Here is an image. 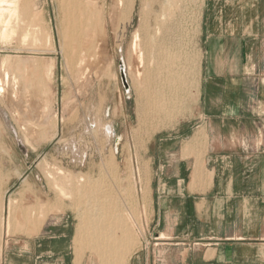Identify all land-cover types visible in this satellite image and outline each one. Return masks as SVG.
<instances>
[{"label": "rangeland", "instance_id": "1", "mask_svg": "<svg viewBox=\"0 0 264 264\" xmlns=\"http://www.w3.org/2000/svg\"><path fill=\"white\" fill-rule=\"evenodd\" d=\"M32 1L46 25L43 38H29L39 50L22 46L17 32L9 40L0 39V57L35 58L45 65L39 72L43 97L27 93L26 99L33 98L34 103H28H36L38 112L46 106L49 117L37 122V113L32 114L27 102L29 111L22 113L25 101L19 115L8 95H0V190L7 192L5 202L15 199L23 220L17 229L3 232V255L34 252V245L26 248L27 240L41 237L49 228L60 233L59 223L65 222L75 229L76 264L85 256L88 264H99L100 253L77 234L80 213L89 202L79 204L69 192L87 180L104 189L101 200L118 204L115 208L131 231H139L141 245L136 253L157 237L153 229L160 183L154 179L167 173V138L195 121L183 122L193 115L199 98L196 66L203 0H176L167 9L161 7L162 0H149L147 10L143 0H121L122 6L120 0ZM84 8L92 11L90 22L78 13ZM71 11L78 12L71 17ZM69 18L75 19V27L67 28ZM137 32L141 41L153 46V51L145 52L142 68L149 73L141 78L136 75L138 53L133 50ZM121 60L126 63L129 88L121 79ZM146 88L158 93V110L146 112L149 100L141 95ZM260 115L257 140L264 141V115ZM27 126L35 133L27 135L23 129ZM253 133L251 139L256 138L254 129ZM183 134L188 136L189 130ZM52 171L57 177L53 181ZM12 257L11 264H21L18 256Z\"/></svg>", "mask_w": 264, "mask_h": 264}, {"label": "crops", "instance_id": "2", "mask_svg": "<svg viewBox=\"0 0 264 264\" xmlns=\"http://www.w3.org/2000/svg\"><path fill=\"white\" fill-rule=\"evenodd\" d=\"M199 51V98L183 122L195 121L167 138V173L154 179L157 237L130 264H264V0H203ZM59 225L0 264H76L75 229Z\"/></svg>", "mask_w": 264, "mask_h": 264}, {"label": "bare ground", "instance_id": "3", "mask_svg": "<svg viewBox=\"0 0 264 264\" xmlns=\"http://www.w3.org/2000/svg\"><path fill=\"white\" fill-rule=\"evenodd\" d=\"M147 1L149 0H143V4L146 5ZM174 1L176 0H162L160 4L163 9H167L166 7L169 4H171V2H174ZM123 3L124 2L120 0L118 4L122 6ZM147 8H148V5H146L143 9L147 10ZM86 9L81 10V12L71 11V14L69 13L70 15L68 16L72 17L75 12H78L79 14L83 15L85 18H88V20L89 19L92 20V18H90L92 17L90 16V14H92L91 13L92 11H90L91 9L90 8H89L90 10H88V8ZM65 19H67V17ZM67 21H68L67 25L69 26L67 28L75 27L74 18H69ZM77 21L79 22V20ZM43 22L44 21L41 20L39 12H35V9L33 8L32 0H0V25L2 23V27L0 26L1 27V32H0L1 38L0 39L8 38L9 40V37L13 35L15 36V34L19 32L21 33V37H22L21 38L22 46H27L29 47V49H32V50H39L38 46L36 47V44H35L36 42H32L30 44L29 38L30 37L31 39L33 38V40L31 41H36V40L39 41L41 38H43L41 36L43 34H46L45 32L46 25ZM27 39H29L28 40L29 44L27 43L28 42ZM152 49H153V46L151 45V43H149V41L148 42L141 41L140 33L137 32L135 35L134 42H133V50H135L134 52L138 53L137 54L138 68L137 70L135 68V70H136V75L139 78H141L144 74L148 75L149 73V70L142 69V68L144 67V63H145V57H144L145 52L150 53L151 51H153ZM125 64L126 63H124V68L126 72ZM41 65H43V63L40 60H36L35 58H17V57L15 58V55L14 57H11L9 55L0 57V95L2 96L8 95L11 101L10 103L12 104V106L15 108L16 111L18 110L20 112L21 103L25 101V105H24L25 108H22L23 109L22 113H27L29 109L26 108V105H27L26 102L28 103V101L31 100V102L34 103V100H32L33 98L26 99V97L29 95V94L27 95V93H31L33 97L34 96L38 97L40 95V90H41V78L40 77L41 76L39 72L42 67ZM41 75L43 76V73H41ZM126 76H127V72H126ZM141 95L142 96L147 95L148 100H149L148 106L146 107V112L147 110L152 111V110L159 109L160 99H158L159 97L158 93L154 92L150 88H146L144 89V91H142ZM33 103H31V105L29 103L28 104L31 106L32 110L30 111L32 112V114H33V110L37 113V117H38L37 122H39L40 124H42V122H46L45 120H48V117H49L48 116L49 113L45 109L46 106L44 108H41L40 112H38L39 107L36 105V103L35 104ZM45 104L47 103L45 102ZM23 129L25 130V133L27 135L28 134L31 135L32 133H35L33 129L29 128L28 126L26 128L23 127ZM43 133L44 131L41 130L38 136L40 137L41 135H43ZM46 133H48V131ZM49 177L52 179V181L53 179H57V177L55 176V172L53 171L50 172ZM60 180L62 182H65L63 177ZM81 181H84V180H81ZM100 188L102 189V187ZM101 189H99V186L98 188H96V184H94L92 180H87V182L81 186H74L70 189V191L69 189L66 190L67 192L66 194H68V191H69L70 193H73L75 195V197L77 198L76 200L78 201L79 204H81L82 201H86V200L87 202H89V208L86 211H81L80 213L79 224L81 228L78 229V233H77L78 238L80 241L86 240L87 241L86 245L87 244L90 245L91 248L97 250L100 253L101 261L99 262V264H128V262L131 259L132 254L141 245V241H139L140 240L139 239L140 235L138 234L139 231L137 230L131 231L130 228H128L126 224L128 222H125L123 217L116 210L118 204L115 201L114 202L107 201L108 200L107 198H106L107 200L106 199L104 201L101 200L104 195L106 196V193L103 195L102 190L104 189L102 190ZM6 193L7 192L1 193V190H0V262L2 260L3 246H4L2 243L3 232L5 234L6 231H7L6 233H8V231H10L11 229H17L16 227L20 226L19 224L23 223V220L22 221L20 220L22 213L21 211H19L20 209H19V206L17 207V204H16L17 202L15 201V199H12L10 197L8 198L6 202L4 201V197ZM22 212L24 213L25 211L22 210ZM161 237H164V234L161 235ZM79 240H78V243H79Z\"/></svg>", "mask_w": 264, "mask_h": 264}, {"label": "water", "instance_id": "4", "mask_svg": "<svg viewBox=\"0 0 264 264\" xmlns=\"http://www.w3.org/2000/svg\"><path fill=\"white\" fill-rule=\"evenodd\" d=\"M119 66H120V75H121V79H122V82L124 84V87L129 88V83L127 80L123 60L120 61Z\"/></svg>", "mask_w": 264, "mask_h": 264}]
</instances>
